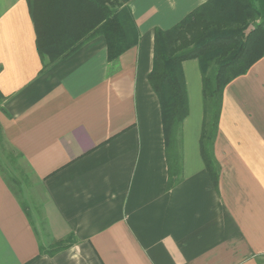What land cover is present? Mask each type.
<instances>
[{
    "label": "crops",
    "instance_id": "1",
    "mask_svg": "<svg viewBox=\"0 0 264 264\" xmlns=\"http://www.w3.org/2000/svg\"><path fill=\"white\" fill-rule=\"evenodd\" d=\"M208 1L133 0L136 47L109 62L96 35L44 71L27 0H0V126L44 194L37 215L0 168V264H264V58L225 89L218 188L199 62L183 63V181L168 188L154 32Z\"/></svg>",
    "mask_w": 264,
    "mask_h": 264
},
{
    "label": "trees",
    "instance_id": "2",
    "mask_svg": "<svg viewBox=\"0 0 264 264\" xmlns=\"http://www.w3.org/2000/svg\"><path fill=\"white\" fill-rule=\"evenodd\" d=\"M132 1L27 0L43 70L69 57L96 35L106 40L109 62L136 47L140 33L130 8ZM263 58L264 0H209L171 29L155 30L153 68L148 81L162 112L169 189L183 181V125L190 113L183 63L199 62L203 95L200 150L218 188L220 164L215 143L225 89ZM0 137L7 143L1 126ZM1 171L5 176L6 172ZM74 242L73 236L57 242L49 254Z\"/></svg>",
    "mask_w": 264,
    "mask_h": 264
},
{
    "label": "rangeland",
    "instance_id": "3",
    "mask_svg": "<svg viewBox=\"0 0 264 264\" xmlns=\"http://www.w3.org/2000/svg\"><path fill=\"white\" fill-rule=\"evenodd\" d=\"M0 168L5 171L8 179L16 180L12 183L15 190L19 191L22 201L38 215L39 207L44 201V194L36 182L25 161L0 137ZM35 208V210H34Z\"/></svg>",
    "mask_w": 264,
    "mask_h": 264
}]
</instances>
